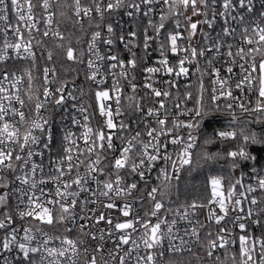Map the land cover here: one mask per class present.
<instances>
[{
	"label": "snow or ice",
	"instance_id": "1",
	"mask_svg": "<svg viewBox=\"0 0 264 264\" xmlns=\"http://www.w3.org/2000/svg\"><path fill=\"white\" fill-rule=\"evenodd\" d=\"M0 264H264V0H0Z\"/></svg>",
	"mask_w": 264,
	"mask_h": 264
}]
</instances>
